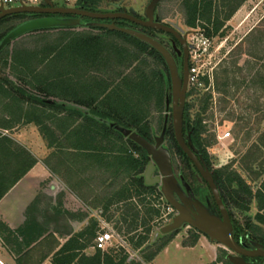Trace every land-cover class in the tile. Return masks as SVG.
I'll list each match as a JSON object with an SVG mask.
<instances>
[{"label": "rangeland", "instance_id": "obj_1", "mask_svg": "<svg viewBox=\"0 0 264 264\" xmlns=\"http://www.w3.org/2000/svg\"><path fill=\"white\" fill-rule=\"evenodd\" d=\"M53 1L58 6H76L79 0ZM150 1L97 0L96 6L99 11H116L115 3H120L130 13L144 18ZM183 1L161 0L155 10V20L178 23L184 29L188 43L192 45L190 64L196 68V72L195 78L189 82L187 92L185 110L188 120L194 127L196 123L200 124L197 132L199 151L207 158L211 169L226 181L228 188L237 190L238 194L245 198L241 200L244 201L242 205H230L239 230L242 233L252 231V234L264 238V223L259 222L256 217L257 213L264 212L260 201L244 192L236 181H232L241 178L245 185L251 186L253 195L264 184V0H245L230 19L224 18L225 13L230 5L239 3L240 0H213L221 13V26L214 32L213 24L210 25V33L199 21L195 26L187 23V16L183 13ZM41 4H44V0H41ZM40 19L49 21L74 18L65 15L25 13L0 22V132L11 137L18 134L31 148H40L48 156L53 151V148L49 147L52 138L46 134L48 128L55 131L60 141L67 146L77 142L75 133L72 140H64L65 136L60 133L59 124H69L70 130L79 129L84 123L83 116L69 118L67 112L59 115L48 107L34 105L26 99L21 100V94L16 90L20 85L28 88L32 83L36 84L37 80H42L43 75H47V72L42 73L45 67H63L70 77L78 75L75 80H71L80 92L89 90L98 96V103L103 111V108H106L104 105L107 106L119 98H125L126 102L132 105L136 101L138 111L145 115L143 123L149 124L153 142L163 137L162 146L172 155L173 174L181 189L187 194L185 182L188 183L211 213L219 215V210L213 205V195L207 183L166 134L170 126H173L172 98L170 103L166 98V102L158 105L155 94L154 101L149 106L147 101H143L140 93H134L132 86H127L134 80H145L146 75L150 87L159 89L158 78L152 76L155 70L162 68L159 61L149 55L148 51L142 52L132 61L123 59L126 53L118 57L116 49L124 47V50L132 51L137 48L129 40L105 32V28L109 27L104 25L115 24L107 19L80 17L73 22H59L52 26L29 29L9 37L21 25L25 26ZM120 24L143 33L148 31L168 49H173L169 42V37L173 36L167 32L144 29V26H133L129 22ZM95 35L104 37L103 46L101 49L97 48L98 55L88 60L75 56L74 60L66 61L62 57H53L50 53L52 49L66 47L70 41L81 36ZM84 84L89 89L82 88L85 87ZM57 99L69 109H78L84 115L90 113L85 106ZM33 117L43 121L42 127L31 121ZM93 127L97 132L95 142L102 149L103 156L98 159L97 166L88 167L87 161L82 158L74 159L73 155L67 156L64 163H58L57 158L51 159V163L62 168V172L47 180L33 202L31 212L41 224L48 222L56 209L68 210L70 214L59 215L60 221L57 224L50 222L52 226L46 233L52 235L43 237V245L45 243L50 248L58 243L62 244L67 240L70 231L78 233L90 226L92 232L88 235L91 236L89 250L97 251V235L110 229L114 237L108 246L101 250L112 251L119 257L126 255L128 264H152L146 257L163 243L166 245L177 241L191 246L196 237L194 246L202 248L207 255L214 257L208 264H233L230 257L235 253L229 247L212 240L187 223L169 233H163L161 228L173 221L177 210L167 201L164 194L158 197L155 192H140L134 179L144 176L145 172L136 173L139 167L135 171L130 163L120 167L115 158L121 149L139 159L142 152L135 150L130 142L132 139L125 135L120 127L117 126L116 129L123 133L122 140H118L117 134L100 138L103 135L102 126L97 123ZM227 131H230L231 135L223 137ZM68 151L67 153H73L70 152L71 149ZM159 174L156 168L154 175ZM52 180L57 184L54 191L49 187ZM67 181L80 184V193L84 200L78 197V192L73 191ZM154 185L161 191V183ZM67 192L70 193L68 199ZM119 192L122 193L121 197ZM151 206L159 213L145 224ZM135 213L139 215L135 216ZM249 222L255 227L249 229ZM149 226L152 227L150 233L147 232ZM146 235L148 241L137 245L141 237ZM243 237L241 236V240L245 239ZM183 256L179 251H172L163 254L156 264H193L191 258L185 259Z\"/></svg>", "mask_w": 264, "mask_h": 264}, {"label": "trees", "instance_id": "obj_2", "mask_svg": "<svg viewBox=\"0 0 264 264\" xmlns=\"http://www.w3.org/2000/svg\"><path fill=\"white\" fill-rule=\"evenodd\" d=\"M244 1L245 0H240L239 3H236L234 5H230L231 4L230 3L229 4L230 7L228 11L225 13L224 18L230 19L233 16L234 12L241 5V3ZM96 5H97V0H79L76 3L77 7L89 9V10H97ZM182 6H183V13L187 16V23L189 25L195 26L196 22L199 21L201 22L200 23L201 26L204 29H206L209 33L211 32L210 25L212 24L214 26L213 27L214 32H217L220 29L221 21L219 20V18L221 13L217 5H214L213 0H184ZM21 15H25V13L6 16L2 18L0 22L10 17L21 16ZM35 15H53V14H35ZM57 15H61V14H57ZM65 16L77 17L71 14ZM85 18L92 19L89 17H85ZM97 20H103V19H97ZM107 20H111L112 22H115V24L119 27H124L122 24H120L121 22H129L133 26H141L137 23L131 22L123 18L107 19ZM143 28L144 29L148 28L149 30L153 31V28L150 27H143ZM131 29L136 30L135 28H131ZM105 32L109 34H114L123 40L126 41L129 40V42H131V44L137 48L132 51H126L124 50L125 49L124 47H121L120 49H116L118 57H122L126 53V56L123 57V59L125 58V60L132 61L142 52L148 51L149 55L157 59L159 63L162 65L161 69L155 70L152 73V76L154 78L155 77L158 78L157 80H158L159 89L155 88L156 89L155 90L154 87H150L146 75L144 77L145 80L142 79L137 81L134 80V82H130L127 86L129 85L132 86L131 89L134 93L135 92L136 94L140 93L142 98H144L143 101H147L149 106L154 101L153 97L155 94L157 97L156 99L158 105H162L164 102H166V98L167 100L171 101L172 98L171 72L169 65L163 54L148 42L127 32L116 29H110V28L108 29L105 28ZM144 33L153 37V35L150 34L148 31H144ZM103 41H104V37L102 35H95L89 37L81 36L80 38H77L74 41H70L66 47H63L61 49H52L50 53L52 54L53 57L55 56L62 57L66 61L73 59V57L75 56H79L83 60H85V58L88 60L91 57L98 55L97 51L99 49L97 48L98 47H100V49L102 48ZM170 52L174 56L171 50ZM174 58L176 60L177 65H179L178 59L175 56ZM45 72H47L46 73L47 75L46 76L43 75L42 80L36 79L37 83L36 84L32 83L31 87L30 86L28 88L21 87L20 85L16 88L18 93L21 94L20 99L21 100L26 99L29 102L31 101L33 102L34 105L48 107L51 110L56 111L57 114L59 115L63 114V112H67L69 118L75 116L78 117L83 116L84 118L83 119L84 123L79 127V129L70 130L69 124L63 122L59 124L60 133L65 136L64 140H70L72 138V135L75 133V140L77 142L71 146H67V144H65L63 141H60V138L57 137L55 131H53L50 128L47 129L46 134L50 138H52L50 143L51 145H49V147L53 148V151L49 154V156H47L45 162L54 174L59 175L62 172L61 171L62 168H59L58 166H55V164L51 163L52 157L57 158V160L59 159L58 163L60 162L64 163V161L67 160L66 158L67 156L73 155L75 157L74 159L82 158L83 160L87 161L88 167L97 166L98 159L103 157L102 149L95 142L96 140L95 136L97 132L96 129L93 127V125L97 123L100 124L103 128V135H101L100 138L108 137L111 134H117L118 140H122L124 136L121 131L116 129V127L118 126L125 129H135L140 135L144 136L145 138L153 142L149 124L148 122L143 123L145 115L143 116V114L138 111V105L136 104V101L135 104L132 105V103L130 102L127 103L125 98H119V100L117 101L108 103L107 106L104 105V107L106 108H103L105 109L103 111L102 109H100V105L98 103V96H96L94 93L90 92L89 90H87L85 93L80 92L79 88L76 87V84L72 80H75L74 78L78 76L77 74L70 77L69 74L64 70V68L63 67L60 68V66H56V67L53 66V68L49 67L48 69L47 67H45L42 73L44 74ZM168 83H169V87H167ZM84 86L85 87L82 88H86V89L88 88L86 84H84ZM45 97L46 98L48 97L49 100H46ZM57 98H60V100H64L66 102L75 103L76 105L85 106L89 109L90 113L88 115H84L78 109H69V107L65 103L58 101ZM185 109H187V107H185ZM31 121L36 122L41 127L43 125V121H41L39 118L33 117L31 118ZM199 129H200L199 123H196V126L194 127V125L189 122L187 110H185L184 113L185 138L188 144L192 147V149L203 157V159L206 161L209 168L211 169V166L209 165L207 158L199 151L200 146L197 139V132L199 131ZM166 134L169 136L170 141L174 143V145L178 148V150L185 156L186 160L190 164H192L193 167L196 169L192 161L188 158L186 153L179 146L174 134V127L170 126V129L167 130ZM130 142L135 148V150L137 151L139 150L140 152H142L141 158L140 159L135 158L133 154L128 155L127 151L124 149L118 150V154L115 156V158L118 160L120 167L123 164L130 163V165L133 167L134 170L137 167H139L138 171L135 170L136 173L139 174L143 173L145 172L147 166L149 165L151 157L148 154V152L137 142H134L133 140H130ZM68 149H71L70 152L73 153H67L69 152ZM36 162H37L36 156L27 147L19 143L16 139L11 137L10 135L0 132V199L7 192H9V190L36 164ZM77 169L79 170V168ZM196 171L198 172L197 169ZM211 171L214 176L215 182L217 183L218 188L220 190L222 199L231 215L235 238L238 241H240L241 236L243 237L244 235L243 237L245 238L244 240L249 238L264 244V238L252 234V231H246L245 233H242L239 230L238 222L235 221L234 219L233 213L230 210V205H232L233 203L242 205L244 201L241 200H245V198L241 197L238 194L239 192L237 190L228 188L226 181H224L223 178L220 177L212 169ZM134 181L136 182V185L140 192H147V193L155 192L157 193L158 197L163 196V193L157 189L156 185L146 184L144 176L138 178L136 177ZM232 181H236L238 186L244 192L250 194V196L252 195L258 201H260V206L261 208L264 209V184L260 189H258L256 194L253 195L251 186L245 185L244 181L241 178L238 177L237 179H233ZM67 183L73 191H77L79 193V194L77 193L78 197L84 200V196L80 193V190L82 188L80 184H72L68 181ZM194 193L196 195L195 191ZM118 195L121 197L122 193L119 192ZM32 205L27 210V219L25 224L19 229L13 230L9 228V226L4 222H0L1 237L7 244H16L17 247H19V249L17 248L18 251L19 250L22 251L23 249L25 250V248L27 249L31 247L32 244L34 243L40 244L43 240V239L40 240L41 238L45 237L47 234L48 236L52 235L51 233L46 234L47 229H45L43 225L38 223L39 221H37V217H35L33 212H31ZM213 205L217 210H219L215 200ZM63 213L70 214L68 210L56 209L54 214L50 216L49 221L46 223L49 224L50 222H54L57 224L60 221L59 215ZM158 213L159 211H157L155 207L151 206L148 209L149 216L147 217L145 224L150 220L152 221L154 216L157 215ZM138 215L139 213H135V216ZM256 217L259 220V222L264 223V212L257 213ZM247 226L249 227V229L255 227L250 222L247 223ZM151 231H152V227L149 226L147 228V232L150 233ZM91 232L92 230L90 226L86 227L83 231H80L78 233H72L70 231L69 232L70 237L66 240L65 243L63 244L58 243L57 245L52 247L54 248V250H56L53 255L54 264H128L126 255L119 257V255L113 253L112 251L103 252L101 249H97V251L93 255H88L87 253H85L86 248L90 244L91 236L88 235H91ZM20 238H22L23 241L17 243V241ZM147 239H148L147 235L141 237L137 245H141L142 243L148 241ZM196 241H197V237L195 241L192 243V245H194ZM164 246L165 243L159 246L153 253L148 255L146 259L152 261ZM28 252L29 250L26 251V253H24L23 260H25V263L23 264H29ZM44 258L45 256H43L42 259L36 261L34 264H39ZM133 264H142V263L135 262Z\"/></svg>", "mask_w": 264, "mask_h": 264}, {"label": "water", "instance_id": "obj_3", "mask_svg": "<svg viewBox=\"0 0 264 264\" xmlns=\"http://www.w3.org/2000/svg\"><path fill=\"white\" fill-rule=\"evenodd\" d=\"M161 0H151L145 9V17H139L130 13L126 7L120 3H115L116 11H99L79 8L77 6H58L53 0H44L41 5H17L5 7L0 4V20L6 16L19 13L32 14H61L75 15L72 20H47L33 21L25 26H20L9 37H12L25 30L52 26L56 23H69L80 17H89L93 19H117L123 18L131 22L137 23L144 27H150L157 30H162L175 36L184 49V65L183 76L179 72L176 60L170 50L155 38L125 27H119L115 24H106L105 27L110 29L121 30L132 34L155 47L165 57L171 72L172 79V118L176 140L181 149L186 153L192 161L201 177L207 182L214 200L219 209V215L211 213L207 206L197 198L191 186L185 182L187 194L181 189L179 182L173 174L172 155L169 150L162 146L163 137L152 142L138 132L132 129L121 128L122 132L129 136L132 140L140 144L150 155L151 162L147 166L144 177L147 185L161 183V191L167 201L177 210L173 221L161 228L163 233H169L180 228L184 224H189L199 231L208 235L212 240L229 247L235 254L230 257L233 264H264V244L247 238L246 240L238 241L233 232V223L228 208L226 207L217 183L211 169L201 155L192 149L188 144L184 135V113L189 87V56L191 45L184 35V29L174 22L164 23L155 20V10ZM170 103V101H168ZM156 168L160 174L154 175ZM179 197V198H178ZM261 258L259 261L251 260Z\"/></svg>", "mask_w": 264, "mask_h": 264}, {"label": "crops", "instance_id": "obj_4", "mask_svg": "<svg viewBox=\"0 0 264 264\" xmlns=\"http://www.w3.org/2000/svg\"><path fill=\"white\" fill-rule=\"evenodd\" d=\"M13 137L19 143L27 147L37 158L36 164L9 190V192H7L0 199V222H4L9 226V228L17 230L25 224L28 208L33 204L39 193L43 190L47 180H51L54 173L45 162V159L48 155H45L44 150L40 148H31L27 141L23 140L18 134H14ZM49 187L54 191V189L57 187V184L55 185V181L52 180ZM66 194V198L68 199L70 193L67 192ZM71 194H73V192H71ZM41 225H43L45 229H48L52 226L50 223H42ZM54 234L58 235L57 232H54ZM69 237L70 234L68 238ZM42 239L43 238L40 240ZM60 240L62 239L60 238ZM22 241V238H20L17 243ZM43 242L40 244L34 243L31 247L27 249L25 248V250L23 249L22 251H18L16 244H7L0 235V264H21V262L23 264L25 263V260H23L24 253H26L28 250L29 264H34L36 261L42 259L43 256H45V258L39 264H54L53 255L56 250H54L52 247L49 248L45 243L43 245ZM65 242L66 241L63 243ZM41 245L45 247L43 248ZM89 249L90 247L88 246L85 250V253L88 255H93L96 252L95 250ZM172 251H179L183 253V257L185 259L191 258L193 264H208L214 259L213 256L211 257L210 255H207V253L198 246H186L184 243L180 244L177 241H172L167 243L161 249V251L157 254L154 260L151 261V263L156 264L157 260L161 258L163 254H169Z\"/></svg>", "mask_w": 264, "mask_h": 264}, {"label": "built area", "instance_id": "obj_5", "mask_svg": "<svg viewBox=\"0 0 264 264\" xmlns=\"http://www.w3.org/2000/svg\"><path fill=\"white\" fill-rule=\"evenodd\" d=\"M0 4L5 7L17 6V5H41V0H0ZM189 82L195 78L196 68L190 66L189 68ZM231 135L230 131L223 134V137H229ZM114 234L110 229L100 232L95 240V245L97 249H105L108 244L112 241Z\"/></svg>", "mask_w": 264, "mask_h": 264}, {"label": "flooded vegetation", "instance_id": "obj_6", "mask_svg": "<svg viewBox=\"0 0 264 264\" xmlns=\"http://www.w3.org/2000/svg\"><path fill=\"white\" fill-rule=\"evenodd\" d=\"M169 38H170L169 42L171 43V45L173 47V49L171 51L173 52L174 56L179 61V63H178V64H180V67L178 65L179 72H180L181 76H183V65H184V49H183V46L181 45V43L179 42V40L175 36L169 37ZM191 48H192V45L190 47V52H191ZM190 58H191V54L189 56V64H190V60H191ZM260 259L261 258H256V259H251V260L259 261Z\"/></svg>", "mask_w": 264, "mask_h": 264}]
</instances>
